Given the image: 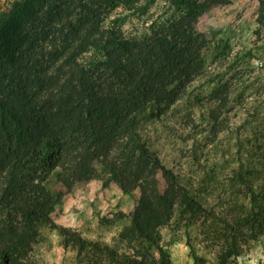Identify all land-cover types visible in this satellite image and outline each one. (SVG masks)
Masks as SVG:
<instances>
[{"label":"trees","instance_id":"obj_1","mask_svg":"<svg viewBox=\"0 0 264 264\" xmlns=\"http://www.w3.org/2000/svg\"><path fill=\"white\" fill-rule=\"evenodd\" d=\"M167 1L180 12L178 20L156 21L153 35L126 39L117 31L125 14L144 12L152 0H0V205L5 216L17 218L16 225L0 227V264H32L31 243L47 199L40 197L27 149L34 164L42 158L49 168L67 166V178L94 175L100 165L104 179L125 193L128 169L163 171L146 153L134 120L176 79L189 82L199 74L191 65L203 41L191 42L200 39L193 25L231 0ZM142 188L126 229L129 253L58 228L64 248L74 249L82 264H169L158 244L164 214L156 211L163 202L170 209V202L151 200ZM183 196L193 215L203 211ZM237 254L236 247L228 250L221 264Z\"/></svg>","mask_w":264,"mask_h":264},{"label":"rangeland","instance_id":"obj_2","mask_svg":"<svg viewBox=\"0 0 264 264\" xmlns=\"http://www.w3.org/2000/svg\"><path fill=\"white\" fill-rule=\"evenodd\" d=\"M125 15L118 33L140 39L153 35L154 22L178 20L180 12L167 0H152L144 12ZM193 28L200 39L191 42L203 41L191 65L199 74L189 82L176 79L134 120L146 153L163 171L128 169L125 193L104 179L100 165L94 175L67 178V166L49 168L42 158L34 164L25 151L38 169L40 197L47 199L31 243L32 264H82L74 249L64 248L58 228L127 253L133 246L126 229L142 186L151 200L170 202V209L163 202L156 211L164 214L158 244L169 264H194V256L201 264H221L234 247L238 254L225 264H264V0L213 6ZM183 195L203 211L193 215ZM4 213L0 205V227L16 225V216Z\"/></svg>","mask_w":264,"mask_h":264}]
</instances>
